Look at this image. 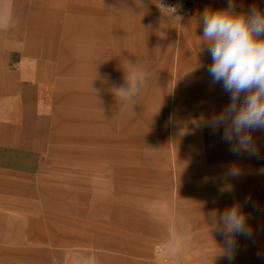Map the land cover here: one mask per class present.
<instances>
[{
  "label": "rangeland",
  "instance_id": "obj_1",
  "mask_svg": "<svg viewBox=\"0 0 264 264\" xmlns=\"http://www.w3.org/2000/svg\"><path fill=\"white\" fill-rule=\"evenodd\" d=\"M11 1L3 12H19L21 44L40 55L48 99L36 121L35 170H0V264H264V131L253 133L258 155L233 154L223 129L203 123L230 101L211 82L207 51L199 54L204 67L192 71L200 17L228 0H200L186 15L161 10L159 0H19L14 9ZM233 2L237 12L264 11V0ZM84 14L101 67L109 48L116 70L128 59L149 74L148 88L128 104L122 145L110 139L107 105L95 99L112 85L111 70L87 78L99 92L84 87L72 37L79 24L71 21ZM170 36L167 50L160 43ZM178 39L185 49L176 57ZM124 84L117 73L114 89ZM237 202L252 235L236 237L229 260L217 255L224 237L214 225Z\"/></svg>",
  "mask_w": 264,
  "mask_h": 264
},
{
  "label": "clouds",
  "instance_id": "obj_2",
  "mask_svg": "<svg viewBox=\"0 0 264 264\" xmlns=\"http://www.w3.org/2000/svg\"><path fill=\"white\" fill-rule=\"evenodd\" d=\"M235 7L233 0H228L226 8L204 10L199 20L202 35L195 32L193 36L199 52L192 71L204 67L199 54L207 51L211 56L207 68L211 82L221 84L230 101L205 120L204 126L213 132L222 128V139L233 154L255 156L259 149L253 133L264 131V11L253 6L248 12H237ZM123 68L125 84L113 91L119 103L134 105L149 86V74L128 59L123 61ZM231 171L233 175L240 172L235 165ZM248 220L249 215L238 202L218 216L214 227L224 241L217 255L233 259L236 237L252 235Z\"/></svg>",
  "mask_w": 264,
  "mask_h": 264
},
{
  "label": "crops",
  "instance_id": "obj_3",
  "mask_svg": "<svg viewBox=\"0 0 264 264\" xmlns=\"http://www.w3.org/2000/svg\"><path fill=\"white\" fill-rule=\"evenodd\" d=\"M4 6V0H0V170L19 171L18 173L29 175L37 166V154L41 153V147L38 144L41 135L37 130L36 121L38 118L42 119L45 113L48 96L43 92V87L39 81L41 69L43 68L40 55L33 51H26L25 46L21 44L19 12L7 16L3 10L8 11L9 7L8 5L7 7ZM11 6L14 9L20 7L21 3L19 0H13ZM81 18L75 16L74 19L71 18V21L79 24L75 26L74 23L76 35L72 37L77 38L79 48H81L79 60L82 74L85 77L84 87L89 89L92 86L93 89L99 92L98 88L100 86L95 83L90 85L91 83L87 78L91 73L98 75L100 71L108 73L111 70L112 85L104 95H96L95 99L98 100V103L103 102L105 106L107 105L106 121L109 123V130L112 133L110 139L114 145H122L126 141L128 126L126 124L130 108L128 104L119 103L113 90L117 73L118 77H124L125 71L123 68L116 70L112 67L109 61V48L103 50V56L108 59L103 65L106 67L100 66L99 54L96 52L98 50L91 45L92 37L89 22L84 19L86 18L85 14ZM33 22H36L35 19H33ZM31 25L33 26L35 23H31ZM68 31L66 28L67 35H70ZM141 32L143 33L142 29ZM172 40V36H170L160 44L163 48L171 50ZM176 46L177 57L185 49V43L180 42L178 39ZM121 49L123 51L126 49L124 40ZM92 97L94 98V96ZM203 98H206L205 94ZM201 105V107H204L205 103ZM116 120L119 122L116 123ZM213 136L215 135L210 137ZM170 144L172 145V139ZM121 170L124 171V167ZM249 199H243L244 203L250 201ZM217 205L214 206L215 210L218 209ZM249 208L250 210L253 209L251 205H249Z\"/></svg>",
  "mask_w": 264,
  "mask_h": 264
},
{
  "label": "built area",
  "instance_id": "obj_4",
  "mask_svg": "<svg viewBox=\"0 0 264 264\" xmlns=\"http://www.w3.org/2000/svg\"><path fill=\"white\" fill-rule=\"evenodd\" d=\"M200 0H159L158 7L166 12L178 15L190 14Z\"/></svg>",
  "mask_w": 264,
  "mask_h": 264
}]
</instances>
